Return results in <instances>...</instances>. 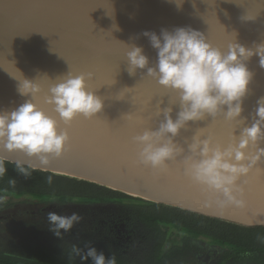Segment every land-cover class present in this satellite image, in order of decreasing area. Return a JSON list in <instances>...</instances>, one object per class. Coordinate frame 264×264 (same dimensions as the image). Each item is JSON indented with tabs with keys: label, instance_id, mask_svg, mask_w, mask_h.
Returning <instances> with one entry per match:
<instances>
[{
	"label": "water",
	"instance_id": "1",
	"mask_svg": "<svg viewBox=\"0 0 264 264\" xmlns=\"http://www.w3.org/2000/svg\"><path fill=\"white\" fill-rule=\"evenodd\" d=\"M0 0V110L18 107L30 97L17 90L19 80L36 81L41 91L33 98L50 114L45 102L57 77L73 71L91 73L89 86L103 100V109L92 118L78 116L65 124L70 139L63 154L41 165L22 151L0 148V159L92 181L142 199L177 207L246 227L264 226V158L239 181L243 207L222 203V194L192 179L188 158L200 159L191 145L210 140L227 148L238 144L243 129L256 117L257 101L264 97V67L259 56L247 61L254 73L244 98V111L234 120L224 111L188 121L171 138L179 150L162 168L145 165L139 158L136 135L158 131L166 110L173 119L181 111L179 95L165 88L148 69L129 72L126 52L141 46L156 64L154 49L145 31L191 27L204 33L216 47L231 42L247 47L264 43V0ZM90 12V13H89ZM89 13V16H88ZM23 76V77H22ZM18 78V79H17ZM138 121H143L138 123ZM264 140L245 151L255 155Z\"/></svg>",
	"mask_w": 264,
	"mask_h": 264
},
{
	"label": "clouds",
	"instance_id": "2",
	"mask_svg": "<svg viewBox=\"0 0 264 264\" xmlns=\"http://www.w3.org/2000/svg\"><path fill=\"white\" fill-rule=\"evenodd\" d=\"M143 35L157 50L158 59L154 66L148 67L150 59L144 49L133 45L126 52L129 72L134 74L137 68L147 67L148 75L178 93L181 103L176 119L168 109L158 131H145L134 137L140 148V161L162 168L179 151L171 138L166 143L160 142L164 135L175 136L188 121L203 119L206 114L216 116L224 111V106H227V119L241 117L244 98L254 76L247 61L259 56L260 66L264 67V43L250 48L234 41L225 50L214 46L204 33L191 27L165 28L159 34L145 31ZM90 77L91 73L70 71L50 85L45 102L53 106L59 120L33 99L41 91L40 85L32 79L17 78L19 94L30 98L18 107L0 110V148L22 151L37 158L41 165H47L50 157L61 156L70 136L67 130H61L60 120L68 124L81 115L92 118L104 107L102 98L89 86ZM256 117L251 126L243 129L238 144L222 148L213 146L210 140H197L191 145L192 152L201 158H188L186 172L194 181L222 194L224 204L245 205L239 181L264 158V147H259L255 155L245 151L251 144L264 140V97L257 101ZM18 168L25 176L29 175L21 165L18 164ZM4 172L0 165V176ZM48 181L51 183V177ZM81 219L76 212L71 215L49 212L47 215L50 230L57 237L70 231ZM72 251L83 261L91 260V264H116L114 256L106 258L90 244L85 245V249L73 247Z\"/></svg>",
	"mask_w": 264,
	"mask_h": 264
},
{
	"label": "trees",
	"instance_id": "3",
	"mask_svg": "<svg viewBox=\"0 0 264 264\" xmlns=\"http://www.w3.org/2000/svg\"><path fill=\"white\" fill-rule=\"evenodd\" d=\"M0 165L5 169L4 174L0 176V195L3 198H10L9 203L12 206V203H16L15 201L37 203L35 206L39 209L45 206L58 208L69 204L103 205L120 208L121 212H116V215L121 216L125 221L146 224L156 235V249L158 250V253L155 254L157 261H151L150 264L161 263L159 254L162 251H170L174 246L179 245L177 243L180 240L173 239L172 230L183 239L185 237L203 239L218 249L230 250L235 254L264 256V226H242L177 207L151 202L92 181L21 165L29 173L28 176H25L19 170L18 164L3 159H0ZM49 177H51V183L48 181ZM26 197L29 199H23ZM4 203L2 199L0 201V204H3L2 207ZM163 240L165 242L169 240L170 245L166 246ZM82 241L88 242L85 239ZM88 243L90 246L96 247L98 251H102L106 258L114 256L116 264H141L139 260L124 259L123 250L104 237L97 236ZM11 246L12 250L16 248V245ZM81 249H85V247H81ZM14 252L16 249L8 254L0 255V264H29L13 260ZM66 253H70L66 254L69 257L75 256L72 250H68ZM146 264H149V259Z\"/></svg>",
	"mask_w": 264,
	"mask_h": 264
},
{
	"label": "flooded vegetation",
	"instance_id": "4",
	"mask_svg": "<svg viewBox=\"0 0 264 264\" xmlns=\"http://www.w3.org/2000/svg\"><path fill=\"white\" fill-rule=\"evenodd\" d=\"M0 198L3 197L0 195ZM6 198H3V200ZM9 201H11L10 198L8 201H4L3 207V204H0V224L7 220L6 222L14 225V230L17 231V226L21 223L27 225L30 233L33 232L31 237H29L31 234H27L26 243L21 242L22 237L12 235V241L16 244V246L13 245L16 247L14 248L16 252L12 254V259L15 261L29 264H91V260L83 261L80 258L78 259L79 256L77 255L69 257L66 254L71 252L66 253V251L72 250L73 247L84 248L85 244H89L88 242L97 236L104 237L121 248L124 252L123 255H125L123 256L124 259L129 261L139 260L141 264H146L147 259H149V264L151 261H157L155 258V254L158 253L155 233L146 224L125 221L121 216H117L116 212H121L120 208L103 205L69 204L58 208L45 206L39 209L35 206L37 203H13L14 207L9 211L11 205ZM14 208H16L15 211ZM49 212H57L60 215H71L76 212L82 219L74 224L70 231L62 232V236L57 237L50 230L47 221ZM38 223L48 225L46 232L48 237L42 236L39 231L40 227L35 226ZM82 239L88 240V242L82 241ZM43 240L53 243L46 244V247H38L39 241L43 242ZM163 241L166 246L170 245L169 240ZM0 250L2 251V249ZM4 250L5 252L2 251V253L8 254L6 252L12 249Z\"/></svg>",
	"mask_w": 264,
	"mask_h": 264
},
{
	"label": "rangeland",
	"instance_id": "5",
	"mask_svg": "<svg viewBox=\"0 0 264 264\" xmlns=\"http://www.w3.org/2000/svg\"><path fill=\"white\" fill-rule=\"evenodd\" d=\"M23 199H29V197ZM8 200L9 198H6L4 201ZM15 202L18 203L20 201ZM13 207L14 206L10 205L8 210L11 211ZM15 209L16 208H14V211ZM6 221L7 220L0 224V249H2L4 252V249H12L13 247L11 245H16L12 241V235L22 237V243H26L25 238H27L28 235L31 234L29 237L33 235L32 231L31 233L29 232L30 230L28 231L27 225L20 223L17 226L18 230L15 231L14 225H11V223ZM35 226L40 227L39 231L42 233L43 237H48L46 233L48 230V225L46 223H38L35 224ZM171 232L173 239L177 238L180 240L177 243L179 245L174 246L170 251H162L161 254H159L162 262L157 264H193L194 262L197 264H264V256L256 254H235L230 250L218 249L206 240L191 239L189 237H185V239H183L178 233L173 232V230ZM37 237L39 236L37 235ZM51 243L53 242L43 240V242L39 241L37 246L46 247V244ZM2 251L0 250V255H4Z\"/></svg>",
	"mask_w": 264,
	"mask_h": 264
},
{
	"label": "snow or ice",
	"instance_id": "6",
	"mask_svg": "<svg viewBox=\"0 0 264 264\" xmlns=\"http://www.w3.org/2000/svg\"><path fill=\"white\" fill-rule=\"evenodd\" d=\"M90 13V12H89ZM89 13H88V16H89ZM143 121H138V123H142Z\"/></svg>",
	"mask_w": 264,
	"mask_h": 264
}]
</instances>
